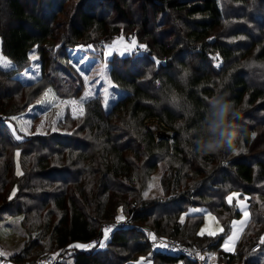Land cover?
<instances>
[{
    "label": "trees",
    "instance_id": "1",
    "mask_svg": "<svg viewBox=\"0 0 264 264\" xmlns=\"http://www.w3.org/2000/svg\"><path fill=\"white\" fill-rule=\"evenodd\" d=\"M116 36L145 51L104 58ZM76 47L106 62L124 92L107 108L98 94L77 115L65 106L67 133L17 140L9 116L45 88L80 101L84 78L68 51ZM33 49L37 76L22 81ZM0 52L12 62L0 66V220L17 217L24 232L9 257L28 263L59 252L54 264H135L128 260L143 254L152 264H199L161 249L172 237L193 254L198 246L205 264H264V0H0ZM220 96L234 102L236 136L232 148L203 155L197 144L214 136L207 118ZM147 118L167 132L155 136ZM232 192L247 196L249 219L226 250L240 216ZM196 207L222 230L200 234ZM120 216L130 223L102 238V225ZM95 235L90 248L72 244Z\"/></svg>",
    "mask_w": 264,
    "mask_h": 264
},
{
    "label": "rangeland",
    "instance_id": "2",
    "mask_svg": "<svg viewBox=\"0 0 264 264\" xmlns=\"http://www.w3.org/2000/svg\"><path fill=\"white\" fill-rule=\"evenodd\" d=\"M125 41L122 36H116L112 41L104 44L103 46V57L110 56L112 51L115 49L122 47ZM70 54V62L76 66V68L82 73L85 83V90L80 96H84L86 91L90 92L91 95L98 94L102 100V103L105 108L109 106V104L121 95L124 91L117 88L107 77V63L100 60L97 55H88L86 50L76 47L74 49H69ZM29 57L31 59V63L20 73L17 74V77L22 81H28L37 76L38 73V63L36 59H32L36 57V53L33 50L30 51ZM12 65V62L5 57L0 52V66L3 68H7ZM104 88H108V93L104 92ZM51 90V91H49ZM90 95V96H91ZM79 96V100L82 97ZM106 96L108 97V101L106 103ZM73 99L62 100L55 96V93L52 91V88H45L42 92H40L35 99L29 103L26 110L18 113L12 114L9 116L10 121H8V125L12 131H14V135L17 137H23L24 135L29 134H43L46 131H52L55 129L56 131H60L62 133L69 132L68 130L62 128L59 123L62 120V114L64 112V107L67 106L70 109L72 115H77L80 113V104L72 103ZM146 124L151 128L155 136H157L160 132H164L165 130L162 125L158 122L156 118H147ZM39 129V131H38ZM171 133L170 131H168ZM18 171V168H16ZM233 193V192H232ZM232 193L229 195L231 196ZM228 196V197H229ZM235 200L238 209L240 210V216L236 218L232 222V228L230 232L226 235L223 240V248H225V242L227 241V249L233 250L240 238V234L242 232L243 225L247 223L249 219V210H248V202L247 196H234L232 201ZM239 201H243V204H239ZM191 213H203L204 222L201 224L200 229L198 230L201 233L203 229L206 234L209 233H219L222 230V225L217 219L216 215L207 209L196 207L190 209ZM248 213V216H244V212ZM17 217H9L7 218V223L0 231V249L1 251L9 254L16 250L21 241L24 239V232L17 224ZM235 222V223H234ZM1 223V222H0ZM105 237V232L102 233V238ZM231 237V239H229ZM161 243H164V239H160ZM128 261H132L135 264H152V260L150 256H146L143 254L138 255L135 259H131ZM175 264H180L179 261Z\"/></svg>",
    "mask_w": 264,
    "mask_h": 264
},
{
    "label": "built area",
    "instance_id": "3",
    "mask_svg": "<svg viewBox=\"0 0 264 264\" xmlns=\"http://www.w3.org/2000/svg\"><path fill=\"white\" fill-rule=\"evenodd\" d=\"M124 41H125L124 45H126V47H128V51L130 53L138 54V53L145 51V48L141 47L143 45H139L140 47H136V46L132 45V37L131 36L125 37ZM120 217H122V219H120V220L115 219L111 224H107V223L103 224L102 225L103 228L104 229L105 228L110 229L113 226H125V225H128L130 223L129 217H125V216H120ZM99 241H100V236L95 235V236H93L87 240L82 241L81 246L83 248L87 249V248H90V247L98 244ZM161 249H165V250L172 252V253H178L181 255H186L188 257H191V258L197 260L199 262V264H205L203 259H201V257H203V254L200 251L198 246L195 247V249L198 251V253L193 254L191 251V248L189 246H186L184 243H181L179 240H177L175 238L171 237V238L164 239V243H162ZM61 258H62V256L59 252H55V253L45 252L36 261L28 262V263H20L16 260H13L7 254H5L4 256H0V264H54V263L60 262Z\"/></svg>",
    "mask_w": 264,
    "mask_h": 264
},
{
    "label": "clouds",
    "instance_id": "4",
    "mask_svg": "<svg viewBox=\"0 0 264 264\" xmlns=\"http://www.w3.org/2000/svg\"><path fill=\"white\" fill-rule=\"evenodd\" d=\"M210 102L218 110L214 118H207L208 127L214 134L213 138L197 144V149L203 155L217 154L223 150L232 148L233 140L236 136L233 117L237 116L238 113L235 110L234 102L225 100L224 96L211 98Z\"/></svg>",
    "mask_w": 264,
    "mask_h": 264
},
{
    "label": "snow or ice",
    "instance_id": "5",
    "mask_svg": "<svg viewBox=\"0 0 264 264\" xmlns=\"http://www.w3.org/2000/svg\"><path fill=\"white\" fill-rule=\"evenodd\" d=\"M134 43H135V42H133V44H134ZM141 47H143V46H141ZM32 59H36V57H33ZM49 91H51V90H49ZM108 91H109L108 88H104V92H105V93H108ZM90 95H91L90 92L86 91V92L84 93V96L81 98L80 101H75V100L72 101V103H74V104H80V105H81V108H80L81 113L83 112L82 104H83L84 101H86L88 98H90ZM107 101H108V97L106 96V103H107ZM53 130H55V129H53ZM38 131H39V129H38ZM253 136H255V134H253ZM16 139L19 140V139H21V137L17 136ZM16 155L19 156V155H20V152L17 151V152H16ZM237 195H238L237 193H232V195L228 197L229 202H231L232 199H233V197H234V196H237ZM145 196H147V193H145ZM10 199H11V197H10ZM238 203L242 205V204H243V201H239ZM244 216H245V217L248 216V213H247L246 211L244 212ZM117 219L120 220V219H122V217H118ZM182 219H183V218H182ZM234 223H235V222H234ZM110 231H111V229H108V228H106V229L104 230V232H105V239L107 238V234H108ZM203 232H204V230L202 229L200 234H203ZM209 235H215V233H209ZM152 239H155V237L153 236ZM229 239H231V237H230ZM261 243H264V237H261ZM100 246H101V247L103 246V241L100 242ZM76 247H82V246H81V245H76ZM225 248L227 249V241L225 242ZM4 255H5V253L0 252V256H4ZM201 259H203V257H201Z\"/></svg>",
    "mask_w": 264,
    "mask_h": 264
},
{
    "label": "crops",
    "instance_id": "6",
    "mask_svg": "<svg viewBox=\"0 0 264 264\" xmlns=\"http://www.w3.org/2000/svg\"><path fill=\"white\" fill-rule=\"evenodd\" d=\"M117 51H118V53L119 54H124V52H126V51H128V47H126V45H122V47H119V48H117ZM0 231H2V228H3V226L5 225V224H3V223H7V219L6 220H0ZM246 224V223H245ZM245 224L243 225V227L245 226ZM104 229V228H103ZM106 229V228H105ZM104 229V230H105ZM199 229H200V227H199ZM241 229H243V228H241ZM104 230L102 231V233H104ZM79 241H75V242H73L72 244H75V245H77V243H78ZM82 242V241H81ZM192 250V249H191ZM196 250V249H195ZM0 251H1V249H0ZM1 252H3V251H1ZM5 253V252H4ZM6 254V253H5Z\"/></svg>",
    "mask_w": 264,
    "mask_h": 264
},
{
    "label": "water",
    "instance_id": "7",
    "mask_svg": "<svg viewBox=\"0 0 264 264\" xmlns=\"http://www.w3.org/2000/svg\"><path fill=\"white\" fill-rule=\"evenodd\" d=\"M167 136H168V134H167Z\"/></svg>",
    "mask_w": 264,
    "mask_h": 264
}]
</instances>
